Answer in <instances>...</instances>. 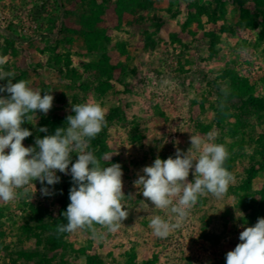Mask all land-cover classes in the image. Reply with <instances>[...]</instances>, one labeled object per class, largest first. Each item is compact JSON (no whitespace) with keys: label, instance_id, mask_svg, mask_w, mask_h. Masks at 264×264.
Listing matches in <instances>:
<instances>
[{"label":"rangeland","instance_id":"obj_1","mask_svg":"<svg viewBox=\"0 0 264 264\" xmlns=\"http://www.w3.org/2000/svg\"><path fill=\"white\" fill-rule=\"evenodd\" d=\"M254 1L152 0L148 11L125 14L120 21L111 0L100 27L115 71L111 87L98 95L81 89L93 81L83 74L82 64L99 60L87 53L80 34L87 8L81 0H0L4 69L16 73L13 82L26 80L41 93L48 86L54 96L47 115L38 112L31 124L22 125L33 133L24 145L34 146L37 136L66 127L73 104L99 102L107 120L101 131L106 154L113 155L110 163L123 167V191L131 196L123 201L129 215L117 232L96 225L102 238L88 229L58 234L56 226L67 223L60 201L72 187L71 176L57 172L61 181L49 186L52 196H43L42 185L33 182L27 196L0 201V264H226V253L240 242L243 226L264 218V147L258 145L264 136V8ZM242 9L256 26L242 23ZM55 55H68L70 69L83 79H68L64 64L59 67L63 75L58 74ZM230 69L249 81L260 106L232 99L221 78ZM220 117H225V131ZM235 126L238 131L231 132ZM40 127L48 133L39 132ZM209 134L230 152L234 182L222 199L200 197L181 229L156 237L151 218L175 222L176 217L153 208L134 181L157 157L174 156L177 147L186 152L190 135L207 141ZM108 163L101 159L103 166ZM188 179H194L191 172ZM62 235L65 246H57Z\"/></svg>","mask_w":264,"mask_h":264},{"label":"clouds","instance_id":"obj_2","mask_svg":"<svg viewBox=\"0 0 264 264\" xmlns=\"http://www.w3.org/2000/svg\"><path fill=\"white\" fill-rule=\"evenodd\" d=\"M3 64L0 60V81L7 80L0 85V201L7 203L27 196V186L33 182L35 186L37 181L42 185L41 194L52 196L49 186L60 183L57 172L63 173L71 176L72 187L70 203L62 213L67 223L58 224L57 233L88 229L102 238L96 225L108 233L117 232L129 215L123 201L131 196L126 197L123 191L121 164L110 163L113 155L98 158L91 150V141L107 127L101 104H73L74 115L66 117V127H58L54 134L43 138L37 136L34 146L26 147L23 141L33 133L22 125L31 124L38 112L47 115L54 96L33 89L26 80L13 82L16 73L5 70ZM38 131L48 133V128L40 127ZM190 144L186 152L177 147L174 156L163 160L157 157L134 181L153 208L176 217L175 222L159 215L151 218L149 227L161 239L183 227L200 197L211 194L222 199L234 182L233 174L225 167L230 155L225 145L213 142L211 134L207 141L190 135ZM101 159L108 160L110 166H103ZM190 172L194 177L191 181ZM20 189L23 191L18 192ZM239 241L226 253V264H264V218H258L253 226H243Z\"/></svg>","mask_w":264,"mask_h":264},{"label":"trees","instance_id":"obj_3","mask_svg":"<svg viewBox=\"0 0 264 264\" xmlns=\"http://www.w3.org/2000/svg\"><path fill=\"white\" fill-rule=\"evenodd\" d=\"M83 3V7L87 6L85 12L80 17V34L83 37L85 49L88 54L93 56H99L98 61H91L89 63H83L84 75L91 76L93 81L92 85L82 84V90H91L98 95H102V93L106 92L108 88L111 87L110 80L114 77L115 68L111 65V57L108 51V38L106 37L105 30L100 27L103 21V16L105 14V10L107 6L111 3V0H105L102 4H98L96 0H81ZM177 1V0H176ZM254 3L258 4L264 8V0H255ZM152 0H115V14L118 19L121 21L125 14L136 16L141 12H146L151 8ZM40 15V13H37ZM242 23L246 26H256L255 21L250 15V12L246 9H242ZM191 20V18H190ZM188 21V24L190 22ZM251 24V25H250ZM150 39V37H148ZM69 45H71L72 40L68 41ZM151 41V40H150ZM121 55H125V50L118 47L117 49ZM15 52V51H14ZM52 52V51H51ZM53 53V52H52ZM15 54V53H14ZM54 61V70L58 72V74L63 75L64 68L60 67L61 64H64L66 77L71 79L72 81H77L83 79L84 75L78 73L75 69H70L71 59L68 55H55L53 58ZM222 80L224 83L229 85L230 91L232 93V99H237L240 101L246 102V104L251 105L253 107L260 106L261 101L254 97V89L250 85L247 79H244L238 75V73L234 70H226L222 76ZM7 80L1 81L6 82ZM94 83H96L94 85ZM45 92L51 93L50 88L47 86V90ZM115 113V112H114ZM111 115L108 116V118ZM225 122V117H220L218 124L221 126V129L225 131V126L222 125ZM106 130V127L103 131ZM238 127L235 126L234 130L231 132H237ZM52 132V129H50ZM105 132L99 133L95 139L91 141V150L94 151L95 155L100 158L103 157L109 150L107 145V139L104 135ZM258 145L260 147H264V136L258 141ZM264 152V149H263ZM230 154V152H229ZM230 156V155H229ZM233 159L228 158L225 162V167L231 172ZM116 163H118L116 161ZM123 168V167H122ZM69 190L64 194L65 196L60 201L62 205V213L66 211L67 206V198H69ZM264 195V191L262 193ZM63 217V215H62ZM64 218V217H63ZM64 235L57 242V246L64 245L63 242ZM56 244V243H54ZM65 246V245H64ZM90 264H92L90 262Z\"/></svg>","mask_w":264,"mask_h":264}]
</instances>
